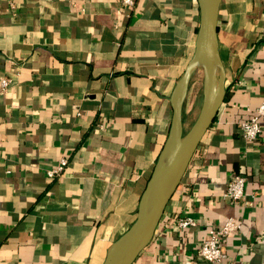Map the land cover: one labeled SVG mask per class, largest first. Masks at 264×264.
I'll use <instances>...</instances> for the list:
<instances>
[{"label":"crops","instance_id":"0c3cea01","mask_svg":"<svg viewBox=\"0 0 264 264\" xmlns=\"http://www.w3.org/2000/svg\"><path fill=\"white\" fill-rule=\"evenodd\" d=\"M198 17L196 0H0V264L102 263L134 220ZM217 36L223 102L132 264H264V120L256 142L238 127L264 95V0H221ZM233 174L238 200L222 197ZM230 217L225 259L204 260L206 229Z\"/></svg>","mask_w":264,"mask_h":264},{"label":"water","instance_id":"95a60500","mask_svg":"<svg viewBox=\"0 0 264 264\" xmlns=\"http://www.w3.org/2000/svg\"><path fill=\"white\" fill-rule=\"evenodd\" d=\"M199 17L193 51L169 96L167 135L138 198L134 220L108 246L101 264H132L152 239L165 206L177 188L225 95V67L219 52L217 21L221 0H196ZM201 71V102L185 130L183 105L193 73Z\"/></svg>","mask_w":264,"mask_h":264},{"label":"built area","instance_id":"2783aa9c","mask_svg":"<svg viewBox=\"0 0 264 264\" xmlns=\"http://www.w3.org/2000/svg\"><path fill=\"white\" fill-rule=\"evenodd\" d=\"M124 5L132 6L134 0H121ZM8 80L0 78L1 89L8 87ZM250 112L249 118L238 122V127L242 138L248 143L256 142L260 139L262 126L261 121L264 120V95L261 102L254 109H247ZM67 159L60 158L58 164L54 168L46 171L49 178L60 177L65 167ZM245 177L241 174H233V176L225 184L222 197L230 200H238L244 195ZM180 228L195 225V221L191 217L179 218L176 222ZM240 223L233 217L227 218L224 223L217 227L206 229V237L201 241L198 248V254L206 261L220 263L225 257L224 238L233 230H238Z\"/></svg>","mask_w":264,"mask_h":264},{"label":"rangeland","instance_id":"374dc122","mask_svg":"<svg viewBox=\"0 0 264 264\" xmlns=\"http://www.w3.org/2000/svg\"><path fill=\"white\" fill-rule=\"evenodd\" d=\"M195 81L196 82L198 81V85L196 88L195 86H193ZM189 85L191 87L187 95L188 98H186V104L183 107L184 109L183 122H184L185 130L193 122L194 118L197 115L199 107H200V102H201V71L200 69H197L193 73Z\"/></svg>","mask_w":264,"mask_h":264},{"label":"trees","instance_id":"16d2710c","mask_svg":"<svg viewBox=\"0 0 264 264\" xmlns=\"http://www.w3.org/2000/svg\"><path fill=\"white\" fill-rule=\"evenodd\" d=\"M148 178V177H147Z\"/></svg>","mask_w":264,"mask_h":264}]
</instances>
